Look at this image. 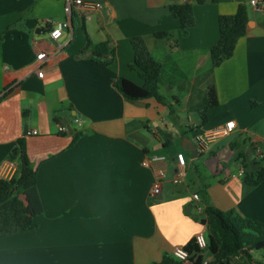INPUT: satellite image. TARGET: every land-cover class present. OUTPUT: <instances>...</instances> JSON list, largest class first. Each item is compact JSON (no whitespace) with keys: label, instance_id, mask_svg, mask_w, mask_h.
Wrapping results in <instances>:
<instances>
[{"label":"crops","instance_id":"obj_1","mask_svg":"<svg viewBox=\"0 0 264 264\" xmlns=\"http://www.w3.org/2000/svg\"><path fill=\"white\" fill-rule=\"evenodd\" d=\"M86 1L102 8L74 10L68 17L63 0H0V96L11 87L0 100V172H17V140L24 138L41 203L33 215L36 228L0 238V264L158 262L205 233V225L184 210L188 203L201 212L205 206L189 189H201L205 179L195 174L199 156L211 177L206 204L264 223V180L255 187L244 181L245 173L262 165L264 13L249 0ZM185 2L193 7L194 25L184 35L169 6ZM239 4L246 7L247 30L233 55L212 67L209 48L219 38L218 16L235 13ZM65 19L70 28L50 39V23ZM86 36L113 49L110 65L75 56ZM133 36L142 37L161 64L164 103L153 97L128 101L112 85L117 78L142 83L129 68ZM39 52L45 53L42 61L36 60ZM211 86L217 105L207 109L202 124L200 110ZM230 120L233 131L215 137L206 154L192 157L184 148L186 138L193 142ZM177 152L186 160L177 183L185 194L172 182L180 171ZM148 154L165 158L145 167L141 161ZM156 168L166 177L160 194L151 196Z\"/></svg>","mask_w":264,"mask_h":264},{"label":"trees","instance_id":"obj_2","mask_svg":"<svg viewBox=\"0 0 264 264\" xmlns=\"http://www.w3.org/2000/svg\"><path fill=\"white\" fill-rule=\"evenodd\" d=\"M169 11L178 18L182 34H187L189 28L194 25L192 5L187 2L171 4ZM247 22L244 4H239L233 14L218 16L219 38L209 48L212 67L219 66L233 55L238 39L247 30ZM129 41L133 50V61L129 68L138 74L142 83L136 84L126 78H117L112 81L113 87L128 101L153 97L164 103V98L159 94L161 64L151 56L142 37L133 36ZM113 55V49L106 42L92 43L86 36L84 47L75 56H86L96 64L106 67L112 63ZM10 92L11 87H6L0 100ZM206 96V106L200 110L202 124L207 119V109L217 105L213 86L208 88ZM77 137L75 134L71 143L76 141ZM17 143L20 150L17 172L10 179L0 178V238L33 230L37 226L33 215L41 212L36 171L27 156L24 138H19ZM261 162L262 165L257 171L244 175L245 183L251 187L264 180V148ZM206 186L203 185L201 189L205 194ZM203 202L205 206L202 212L192 203L186 204L184 210L186 215L205 225L206 249H199L193 238L183 246L190 254L188 261H181L171 254L164 253L158 262L151 264H201L207 257H211L208 264H233V257H240L241 262L238 264H264V223L244 218L234 209L219 210L208 206L206 196ZM254 251H257V255Z\"/></svg>","mask_w":264,"mask_h":264},{"label":"built area","instance_id":"obj_3","mask_svg":"<svg viewBox=\"0 0 264 264\" xmlns=\"http://www.w3.org/2000/svg\"><path fill=\"white\" fill-rule=\"evenodd\" d=\"M63 10L65 14L70 17L74 10L88 11L91 9H101L102 4L98 2H91L86 0H63ZM249 4L256 10L264 13V0H249ZM50 29L48 31V36L52 40H57L63 33V31L68 30L70 28V22L68 19L58 22L50 23ZM44 52H39L36 55L37 61H42L45 58ZM37 75L42 76V71L37 67ZM235 128V123L233 120L225 122L221 126L214 127L212 131L207 134H197L195 135L193 142L196 145L197 154L204 155L208 152L209 144L215 137H225L228 136L233 129ZM65 127L61 124L58 125V131L63 132ZM35 133V131H33ZM262 151H259L261 155ZM176 163L180 168V171L176 173V176L172 179L173 184H177L181 181V178L184 176V167L186 166L185 156L182 152H177L176 155ZM163 155H145L141 161V164L145 167H153L155 163L164 161ZM9 167V166H8ZM9 169L1 170L0 178L10 179L14 174L10 173ZM154 182L151 189V196H156L160 194L162 189V181L165 179L166 174L162 169H154ZM198 195L196 193L192 194V199L197 201ZM200 211V209H199ZM195 243L197 247L201 250L206 249L207 241L205 237V233L199 232L194 236ZM171 255L176 259L181 261H188L190 258V254L184 249L183 246H177L171 252ZM211 260V257L205 258L201 264H208Z\"/></svg>","mask_w":264,"mask_h":264},{"label":"rangeland","instance_id":"obj_4","mask_svg":"<svg viewBox=\"0 0 264 264\" xmlns=\"http://www.w3.org/2000/svg\"><path fill=\"white\" fill-rule=\"evenodd\" d=\"M76 31H79V29L77 28L76 29ZM162 95L165 97V98H167V99H169L170 97H169V95H166V93H162ZM184 115L186 116V113H184ZM193 115H194V117H196V119H198V115H197V113H193ZM185 118V117H184ZM167 120H169L170 121V115H167ZM202 161H203V158H202V156H199L198 158H196L195 159V161H194V164H196V166H195V168L197 169V171H196V175H198V176H202V177H205V179H204V182H203V185H208V180H210L211 179V177L209 176V174H207V173H204V171L201 169V167H202ZM209 176V177H208ZM208 178H210V179H208ZM205 183V184H204ZM203 185H202V187H203ZM175 188H179L181 191H182V193L183 194H185V191H184V189H183V187H182V184H176V185H173ZM189 189H190V191H193V190H195V191H197V193L199 194V196H200V198L203 200L204 198H205V196H206V194L205 193H203V191H201V189H197L196 187H193V186H189ZM206 190V189H205ZM196 193V194H197ZM22 198H23V194H21L20 195ZM207 197V196H206ZM193 205H194V203H192ZM196 206V205H195ZM254 254H256L257 255V251L255 252L254 251ZM241 262V259H240V257H233L232 258V263L233 264H238V263H240Z\"/></svg>","mask_w":264,"mask_h":264},{"label":"water","instance_id":"obj_5","mask_svg":"<svg viewBox=\"0 0 264 264\" xmlns=\"http://www.w3.org/2000/svg\"><path fill=\"white\" fill-rule=\"evenodd\" d=\"M25 131H26V127H24V132ZM185 140L188 142V147L184 146V148L190 151L192 157H196L197 155L196 145L189 138H186Z\"/></svg>","mask_w":264,"mask_h":264}]
</instances>
